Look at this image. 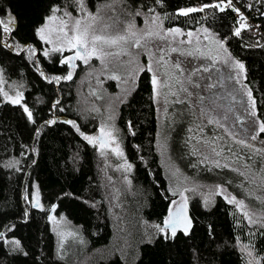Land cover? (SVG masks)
Listing matches in <instances>:
<instances>
[{"label": "trees", "instance_id": "obj_1", "mask_svg": "<svg viewBox=\"0 0 264 264\" xmlns=\"http://www.w3.org/2000/svg\"><path fill=\"white\" fill-rule=\"evenodd\" d=\"M109 1L85 3L95 8ZM117 2L121 11L118 18L113 16L114 23L139 10L159 16L165 30L214 33L244 65L243 84L251 93L257 120L264 123V0H232L239 13L207 7L188 16L179 15L180 10L220 0ZM53 6L77 7L74 0H0V18L5 23L6 13L15 18L10 32L0 27V264H264L263 197L243 194L237 182L250 185L245 177L231 167L207 163L196 147L198 137L194 143L187 134L181 136L185 151L197 164L184 170L187 178L227 186L249 210L220 192L207 203L192 190L186 195V213L193 224L190 235L178 233L175 240L161 237L156 226L175 212L177 194L172 192L158 148L160 117L153 75L143 71L136 76L115 106L117 143L123 155L113 153V164H106L99 143L84 139L99 134L106 114L101 103L92 95L87 98L85 92L96 80L98 61L81 60L77 65L73 61L71 68L63 63L70 50L44 56L47 44L38 29L47 25ZM241 14L258 31L247 27L236 36ZM70 71L72 79H63ZM105 86L108 94L117 92L113 80ZM18 93L20 102L12 103L9 97ZM85 101L100 104V110ZM49 120L56 123L47 124ZM180 139L177 133L169 137L173 159L184 158L176 149ZM255 158L262 162L260 155ZM37 198L40 207H34ZM55 215H64L75 228V245L65 243L58 249L51 224Z\"/></svg>", "mask_w": 264, "mask_h": 264}, {"label": "rangeland", "instance_id": "obj_2", "mask_svg": "<svg viewBox=\"0 0 264 264\" xmlns=\"http://www.w3.org/2000/svg\"><path fill=\"white\" fill-rule=\"evenodd\" d=\"M119 5L117 0H112L99 3L95 8L86 6L93 14L99 12L103 17L101 25L113 26L108 29V32L112 34L122 30L128 21H133L137 29H145L150 24V18L157 16L142 13V15H132L131 18L127 17V19L119 18L120 21L114 23L113 16L117 17L118 11H121ZM66 11L77 18L83 15L78 7ZM56 15L60 16L62 12L56 13ZM47 25L51 29L53 43H48L47 40L44 42L47 44L49 53L56 52L53 49L61 46L57 39L60 24L59 21H48ZM157 25L164 29L160 19L157 21ZM157 25H152L153 30H160ZM204 30L194 33L191 38L182 31L185 35L176 37L175 41L171 37L168 40L154 39L145 48L138 49L129 46L127 55L105 56L103 60L98 56H93L89 61L95 62L96 60L99 64L94 72L96 80L89 83L90 86L86 88L85 92L87 98H91L89 95H92L93 99L101 103V108H105L106 114L100 129L104 127L106 131L111 130L115 140L102 149V155L105 157L104 162L112 165L113 153H115L112 149L118 146V129L114 117L115 106L120 103L121 98L132 86L136 76L143 71L155 74L161 84L159 89L154 86L160 117L158 148L163 166L173 187L172 192L177 194V200L173 203L172 210L176 211L181 203L187 204L186 195L195 190L203 196L207 203L213 202L214 197L211 196L220 192L229 200L235 198L237 201H242L245 205L242 209L248 211L249 207L242 197L235 196L227 189V186L195 182V180L187 178V174L184 172L189 169L187 166L197 165L185 151L186 141L181 136L187 134L189 140L194 143L198 137L199 141L195 143L196 147L199 146L200 154L207 163L212 166L231 167L245 177L252 188L250 185H246L245 180L244 183L237 182L243 194L258 196L257 193H259L264 199V133L259 131L260 123L255 115L252 96H249L250 91L243 84L242 72L234 67L237 61L229 54L225 46L221 48L220 45L214 43V40H219L214 33ZM45 35L47 37L48 33ZM197 37L199 43H197ZM188 39L192 40L191 44L179 43L180 40L187 41ZM172 48H178L180 51H171ZM63 50L68 49L64 48ZM70 51H72L70 56H74L75 50ZM105 51L115 52L117 49L106 48ZM185 52L194 54H182ZM161 56H163V61L158 63ZM78 61L81 60H74L76 65ZM149 64L152 66L151 72L147 70ZM176 64L180 65L179 69L175 67ZM113 77L118 78L114 79ZM103 80H113L117 92L108 94L106 82ZM165 83L169 87H163ZM85 104L100 110V104L86 101ZM177 105L180 108L174 107ZM173 133H177L181 138L179 146L176 147L179 155L184 157L181 160L173 155L171 147L170 152L175 159L171 158L169 154L168 141L169 137L172 138ZM99 136L100 130L96 137ZM253 136L256 138L252 139ZM259 155L263 159L258 163L255 157ZM51 224L56 234L59 250L65 243H69L70 247L76 244L77 232L64 215L53 216ZM74 242L75 244H72Z\"/></svg>", "mask_w": 264, "mask_h": 264}, {"label": "snow or ice", "instance_id": "obj_3", "mask_svg": "<svg viewBox=\"0 0 264 264\" xmlns=\"http://www.w3.org/2000/svg\"><path fill=\"white\" fill-rule=\"evenodd\" d=\"M76 6L79 8V11L83 13L79 18L72 16V14L66 10H63L59 6H53L51 8V15L47 17V20L49 22L53 21H59L60 27H59V34L57 36V39L60 41V47H56L53 50L54 51H62L64 48H67L68 50H75L74 56L66 57L63 61V63L68 64L71 68L75 67V64L73 63L74 60H82L84 63H88V61L93 56H98L103 60V57L105 56H120L121 54H128V47H135V48H145L147 45L154 39H161V40H168L170 37L173 41H175L176 37L185 35V33L182 32L179 28H173L164 30L162 27L157 25V21H159V16H152L150 18V24L145 29H137L135 26V23L133 21H128L125 24V27L122 30H118L115 32V34H112L108 32L109 28H112V25L109 24H102L101 21H103V17L100 16L99 12L96 14H93L90 12L86 6L85 0H74ZM161 0H157V3H160ZM207 7H215L219 9L220 11H225L226 8H231L233 11L239 13V9L235 8V6L232 3V0H220V3L217 4H206L199 8L192 7L187 9H181L179 12V15L188 16L190 13L197 12V11H203L204 8ZM149 11L154 12L155 9H149ZM62 15L57 16L56 13H61ZM8 17V22L5 23L3 18H0V27L3 28V31L10 32L12 30V26L15 24V18L12 17L9 13L5 14ZM135 15H142V13L138 10ZM240 21L239 27L235 29L234 34L236 36L241 35V31L249 25L246 23L245 17L241 14L240 15ZM147 22V21H146ZM98 25H100L98 27ZM152 25H157L160 30H153ZM207 32V29L204 30ZM45 33H48V36L46 37ZM161 33H164L163 35ZM38 34L40 36L41 40H47L48 43H53L51 39V29L48 27V25H45L38 29ZM186 35L191 38L194 36L193 32H188ZM207 38V37H206ZM180 44L188 43L191 44L192 40L188 39L180 40ZM197 43H199V38L197 37ZM214 43L220 45L221 48L224 47V42L220 40H214ZM112 49L116 48L117 51H105V49ZM25 49L21 47V51H24ZM28 52H33L32 49H27ZM171 51H180L178 48H172ZM226 51V49H225ZM44 56H48L49 52L45 51ZM182 54L186 55H193V52H185ZM163 61V56L160 57V60L157 61L160 63ZM166 64V62H164ZM175 67L177 69L180 68L179 64H176ZM237 69H239L241 72L244 70V65L237 61L234 65ZM148 71H152L151 64L147 67ZM43 75V73H41ZM66 80L72 79V72L70 71L67 76L62 77ZM114 79H117L118 77H113ZM52 79L59 80L61 77H53ZM152 83L154 86L159 89L161 87L160 82L158 81L156 75H153ZM163 87H169L167 83L163 84ZM184 91H187V89H184ZM0 92H2V89H0ZM4 96H8L7 93H3ZM251 93L249 92V96ZM22 98V94L18 93L16 98H11L12 103H19L20 99ZM24 111L27 113L29 120H32V112L25 107ZM47 124H55V120H49L46 121ZM67 123L72 124L73 127H76L75 123L73 121H67ZM78 130V129H77ZM259 131L261 133H264V123H261L259 125ZM39 131L36 132V135H39ZM83 135V134H82ZM256 137L253 136L252 139H255ZM84 139L87 140L89 143H99L101 149L107 147L110 142H113L115 140V137L113 136V132L111 130L106 131L104 127L100 129V136L99 137H91V136H84ZM243 143V141H241ZM215 151V149H213ZM116 153L117 156H122L123 153L117 146L116 148L112 149ZM219 154V153H217ZM131 167L130 165L128 166ZM38 195V194H37ZM186 200V198H185ZM230 202L236 203L239 207L243 208L245 205L242 201H237L235 198H233ZM175 203V202H173ZM40 201L37 198L36 202L34 204V207H40ZM247 215V213H245ZM251 222V217H249ZM193 227L191 218L186 213V203H181L177 210L175 212L170 211L169 215L164 219L162 222V225H157L156 228L158 232L160 233L161 237L164 240H175L179 234H183L185 236L190 235L191 229ZM15 243H19L16 241ZM249 255L251 253L249 252ZM251 264V261L249 262Z\"/></svg>", "mask_w": 264, "mask_h": 264}, {"label": "built area", "instance_id": "obj_4", "mask_svg": "<svg viewBox=\"0 0 264 264\" xmlns=\"http://www.w3.org/2000/svg\"><path fill=\"white\" fill-rule=\"evenodd\" d=\"M238 17L240 18V16L238 15ZM248 25H249V27H252L255 31H258V27H254V24L253 23H251V22H248Z\"/></svg>", "mask_w": 264, "mask_h": 264}, {"label": "bare ground", "instance_id": "obj_5", "mask_svg": "<svg viewBox=\"0 0 264 264\" xmlns=\"http://www.w3.org/2000/svg\"><path fill=\"white\" fill-rule=\"evenodd\" d=\"M244 17L246 18V16L244 15ZM246 21H249V22H251L252 20L251 19H247ZM86 66V65H85ZM136 79V78H135ZM106 82V81H105ZM114 89V88H113ZM104 90V89H103ZM176 104V103H175ZM171 111V110H170ZM167 113H168V111H167ZM171 114V113H170ZM169 115V114H168ZM170 119V118H169ZM212 131V130H211ZM245 152V151H244ZM203 160V159H202ZM191 164V163H190ZM192 165V164H191ZM186 174V173H185ZM3 230V229H2ZM56 235V234H55ZM57 239V238H56ZM69 244V243H68Z\"/></svg>", "mask_w": 264, "mask_h": 264}]
</instances>
